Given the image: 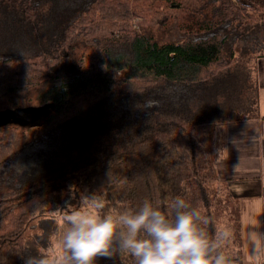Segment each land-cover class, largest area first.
Segmentation results:
<instances>
[{"label":"trees","instance_id":"1","mask_svg":"<svg viewBox=\"0 0 264 264\" xmlns=\"http://www.w3.org/2000/svg\"><path fill=\"white\" fill-rule=\"evenodd\" d=\"M201 2L199 20L160 41L146 0H0V96L46 85L38 107L53 106L41 125L0 126V264H57L58 217L74 226L97 190L103 223L117 209L137 248L124 254L105 229L95 252L78 245L65 264H217L219 199H235L219 196L216 160L191 127L246 68L232 62L248 51L238 39L261 29L243 28L252 1Z\"/></svg>","mask_w":264,"mask_h":264},{"label":"crops","instance_id":"2","mask_svg":"<svg viewBox=\"0 0 264 264\" xmlns=\"http://www.w3.org/2000/svg\"><path fill=\"white\" fill-rule=\"evenodd\" d=\"M262 29L258 34L238 39L239 48L248 51L245 54L242 51L237 52L232 62L245 64L246 68L244 71L238 69V79L232 84H226V95L222 96L221 107L206 112L210 114V119H204L191 127L198 129L197 136L209 145L205 149L210 158L216 161L226 160V165L215 164V169L226 173L222 174L223 177L226 176V188L240 206L243 264H264V50L260 47V40L264 38ZM239 87L241 92L237 97L234 90ZM213 117L218 119L214 123L209 122ZM207 128L209 131H206ZM192 134L196 136V133Z\"/></svg>","mask_w":264,"mask_h":264},{"label":"rangeland","instance_id":"3","mask_svg":"<svg viewBox=\"0 0 264 264\" xmlns=\"http://www.w3.org/2000/svg\"><path fill=\"white\" fill-rule=\"evenodd\" d=\"M182 7L180 9H171L168 7L169 3L166 1H158V0H146V3L143 5H153L158 6L154 10L150 11L149 14V21L145 22V30L148 32L153 33L154 36H157L160 41H167L172 40L176 36L179 35L178 33V26L181 27L182 24L186 23L190 19L199 20L202 17V8H204V4L201 0H177ZM247 1L248 0H244ZM252 1L254 7L256 8V14L253 18H250L248 22L244 23V27L246 26H260L264 28V0H249ZM147 7V6H145ZM206 12H209V8L204 9ZM251 11V10H250ZM254 11V10H252ZM245 22V21H244ZM262 29V28H261ZM263 33L264 30L262 29ZM260 47L264 50V38L260 40ZM87 52H89L87 50ZM135 87V86H133ZM48 88L46 85L43 87H34L33 88H23L17 91L16 93L4 94L0 96V113L3 114L4 118L1 119L0 123H3L8 117H10L11 109L22 108L23 110L27 109L30 106L38 107L43 105V101L41 100L42 93L44 89ZM131 90V85L122 84L119 90ZM120 92V91H119ZM43 107L47 108L48 113L51 114V105L44 104ZM21 114H25L22 113ZM206 114V115H205ZM199 114L198 118L202 119H210V114ZM199 120V119H198ZM197 120V121H198ZM21 126V124H19ZM23 127V126H22ZM208 129V128H207ZM206 131H209L206 130ZM119 136V135H118ZM124 136V137H123ZM119 136L117 138L123 137L124 140L129 139L128 135ZM185 137V135H183ZM124 144V143H122ZM127 144V142H126ZM87 145V143H83V146ZM102 148L101 143L96 145L97 147ZM114 149V148H111ZM216 164H225L226 160L224 161H216ZM215 173L222 182L217 184L219 190V196H226L230 193L228 188H226V176H222V174H226L223 171H218L215 169ZM226 172V171H225ZM104 191V190H103ZM87 193V190L84 191ZM100 190H97L96 198L100 196ZM118 193V189H110V195L113 197ZM72 197V196H70ZM96 198H86L85 207L79 209L78 213L72 216V221L74 226L68 224L67 222L61 221L64 220V217H58L60 219V235L58 237V242L56 247H54L53 256L58 259L57 264H65L64 263V255L70 254L72 248L80 246H85L87 249L92 250L95 252L100 244L101 240L103 239L104 230H109V235L106 236L108 239L113 240L116 242L118 247L122 249L124 254H129L131 251L136 250V246L133 243H130L128 240L129 232L131 229L128 226V223L123 221L122 214L117 210L114 209L108 215V223L105 225L104 221L100 217L98 209L100 208V201L101 199L97 200ZM220 201V208L219 213L220 215V228L218 231L217 240L215 239V243L219 248V254H217V264H243V254L241 252V256L239 255V249L241 248V244L235 241V236L233 231L237 229V221L238 218L237 210L235 205H238L236 200H233L232 203L229 201L224 203L222 199ZM218 208V207H217ZM226 209L223 213L222 210ZM227 212V213H226ZM84 233H87V241L83 236ZM236 233V232H235ZM119 237L125 238L126 242ZM131 237V236H129ZM230 237V239H228ZM134 237H131L129 240H134ZM70 250V252H67ZM242 251V250H241ZM199 256H204L203 253L200 251ZM60 260V261H59ZM132 260H127L126 264H130ZM187 264H195L193 262H187Z\"/></svg>","mask_w":264,"mask_h":264},{"label":"water","instance_id":"4","mask_svg":"<svg viewBox=\"0 0 264 264\" xmlns=\"http://www.w3.org/2000/svg\"><path fill=\"white\" fill-rule=\"evenodd\" d=\"M50 111L53 112V106H51ZM21 112L25 114H21ZM9 113H11L10 117H8L5 121H3V123H0V126L7 124H21V126L24 127L41 125L50 115L47 114L48 111L46 107H33V106H30L25 110H23L22 108L11 109ZM2 118H4V116L3 114L0 113V121Z\"/></svg>","mask_w":264,"mask_h":264}]
</instances>
